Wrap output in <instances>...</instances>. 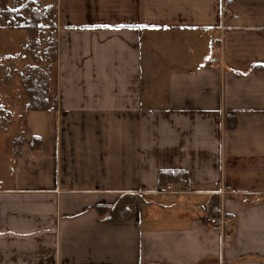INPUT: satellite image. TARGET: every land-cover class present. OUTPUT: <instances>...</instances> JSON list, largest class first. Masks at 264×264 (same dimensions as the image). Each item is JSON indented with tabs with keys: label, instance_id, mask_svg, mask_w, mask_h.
Segmentation results:
<instances>
[{
	"label": "crops",
	"instance_id": "obj_1",
	"mask_svg": "<svg viewBox=\"0 0 264 264\" xmlns=\"http://www.w3.org/2000/svg\"><path fill=\"white\" fill-rule=\"evenodd\" d=\"M54 8L51 107L0 139V264H264V0ZM126 194L146 201L98 219Z\"/></svg>",
	"mask_w": 264,
	"mask_h": 264
},
{
	"label": "rangeland",
	"instance_id": "obj_2",
	"mask_svg": "<svg viewBox=\"0 0 264 264\" xmlns=\"http://www.w3.org/2000/svg\"><path fill=\"white\" fill-rule=\"evenodd\" d=\"M26 1L0 0V5L6 4L10 9L19 12ZM35 2L44 16L49 12V7H54V0H35ZM19 15L22 18V15ZM28 19V16H24L19 20L16 14L11 18L15 27L25 26ZM9 23V18L3 14L0 23V139L11 142L21 137L24 131V114L29 107L25 79L31 67L40 66L50 72L53 80L55 63L48 61L47 52L52 48L55 31L51 27L41 29L38 33L36 49H33L30 32L25 28H11L8 26ZM41 24L49 27L45 21ZM1 151L0 153H3Z\"/></svg>",
	"mask_w": 264,
	"mask_h": 264
},
{
	"label": "trees",
	"instance_id": "obj_3",
	"mask_svg": "<svg viewBox=\"0 0 264 264\" xmlns=\"http://www.w3.org/2000/svg\"><path fill=\"white\" fill-rule=\"evenodd\" d=\"M47 15H43L40 7L35 0H27L19 9V12L10 9L6 4L0 5V23L2 21L3 14H6L10 20L9 27L11 28H25L30 32L31 35V46L36 49L38 33L41 29L52 28L55 31V39L52 43V48L47 52L48 61L51 63L57 62L58 57V44H57V26L55 24V9L49 7ZM18 15V19L22 20L24 16H28V22L25 26L14 25L11 20L12 16ZM22 15V18L20 15ZM42 21H45L49 27L42 25ZM52 79L50 72L43 70L40 66L35 65L31 67L28 76L25 79L26 92L29 99V107L31 110H46L51 107L49 101L50 87ZM56 106V99L52 107ZM231 118H227V127H233L235 123ZM187 182L186 171L183 170H161L159 172V186H167L170 183ZM137 201H146L142 195L138 194H126L122 195L119 200L112 205L99 204L95 207L98 219L100 221L112 220L122 221L124 220L135 207ZM208 215V219L211 217L220 216V196L215 194L212 196L209 204L205 207Z\"/></svg>",
	"mask_w": 264,
	"mask_h": 264
},
{
	"label": "built area",
	"instance_id": "obj_4",
	"mask_svg": "<svg viewBox=\"0 0 264 264\" xmlns=\"http://www.w3.org/2000/svg\"><path fill=\"white\" fill-rule=\"evenodd\" d=\"M211 225L219 227L222 231V246H227L230 244L232 233L230 232V227L233 223L232 218L220 215L218 217H211L208 221Z\"/></svg>",
	"mask_w": 264,
	"mask_h": 264
}]
</instances>
